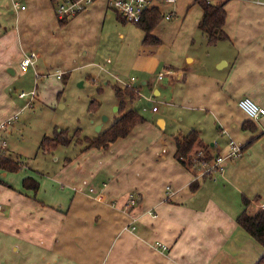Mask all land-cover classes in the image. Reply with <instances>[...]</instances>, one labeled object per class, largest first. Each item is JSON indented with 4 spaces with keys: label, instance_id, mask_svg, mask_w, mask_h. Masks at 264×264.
<instances>
[{
    "label": "crops",
    "instance_id": "crops-1",
    "mask_svg": "<svg viewBox=\"0 0 264 264\" xmlns=\"http://www.w3.org/2000/svg\"><path fill=\"white\" fill-rule=\"evenodd\" d=\"M12 1L9 13H19L18 19L26 25L5 30L0 37V64L7 73L0 78L4 88L11 77L35 82L36 90L38 79L50 72L69 78L99 55L108 36L106 22L113 19L109 13L113 11L120 21L107 0L96 1L64 26L55 17L54 0H19L26 6L23 10ZM225 8L227 40L208 44L202 30L203 34H196L201 6L195 0H177L166 10L173 13L167 20L178 18L171 25H179L180 34L179 28L176 34H162L156 27L153 33L161 40L159 45H144L143 34L130 78L98 64L115 79L114 85L125 87L135 77L133 86L139 92L135 99H125L127 110L139 112L136 105L143 98L151 109L157 106L153 97L163 95L166 111L154 121L145 118L107 148H86V143L66 146L75 148L68 156L55 157L49 172L52 187L32 170L29 176L44 190L36 195L32 190L9 192L5 203L0 199L4 206L0 264L257 262L264 248L237 218L244 210V198L251 202L250 212L264 209V116L252 120L255 132L244 129L249 118L238 103L250 97L264 107V0H229ZM52 16L58 27L55 34L34 32L31 24ZM32 52L36 62L24 72L21 61ZM103 78L109 86V79ZM120 102L115 95L112 121L108 115L102 122L100 117L102 131L105 123L110 122V127L119 117ZM152 112L157 114L160 108ZM193 130L200 133L202 145L209 146L211 162L227 154L232 142L242 155L203 175L196 155L200 146L192 152L196 159L189 165L175 157L174 138ZM131 194L138 197V204L127 208Z\"/></svg>",
    "mask_w": 264,
    "mask_h": 264
},
{
    "label": "rangeland",
    "instance_id": "rangeland-1",
    "mask_svg": "<svg viewBox=\"0 0 264 264\" xmlns=\"http://www.w3.org/2000/svg\"><path fill=\"white\" fill-rule=\"evenodd\" d=\"M11 4V0H0V37L5 33V30L24 29L26 25V22H20L18 19L19 13H9ZM169 7H173V5H164L162 10L167 11L166 9ZM112 12L109 13L110 16H113L112 21L108 18V22H106L108 36L105 38V43L101 45L100 53L95 61L90 65H81L74 70L66 83L64 77H62L63 80L58 79L55 74H52L53 72L44 78H39L38 94L31 106H26L29 96L20 98L19 94L37 88L35 82H26L22 78L11 77L7 79V82L11 81L8 87L4 88L0 83V122L12 115L15 116L16 113L19 114V117L5 134L8 148L7 150H0V152H6L13 159H19L25 163L24 167L16 172L0 169L2 181L0 183V199L2 202L8 198L9 192L30 191L24 188L23 180L32 173V170L38 174L41 173V179H48V185L52 187L51 181H49V172L54 168L55 157L68 156L75 147L73 145L71 148L59 146L52 152H45L40 149V143L45 135L53 136L56 129L60 131L68 129L70 138L74 143L78 141L85 143V136L94 137L102 132V129L98 130V126L104 119L103 115H108L110 121L116 115L113 108L115 95L112 85L117 82L112 76L103 73L98 64L106 66L109 70L117 71V74H120L122 78H130L135 73L133 71V59L144 32L134 23L118 22L117 19H114ZM177 19H174L173 22ZM52 20H55L53 16L51 20L43 18L36 25L31 24V27L35 26L34 32L37 34L42 31L55 34L58 30L54 28L58 27H55ZM163 20L157 26L159 33L176 34L179 28L177 34H180L179 25L173 27L172 21L166 18ZM123 34L125 37L122 36ZM196 34L203 33L201 29H198ZM0 66V78H2L7 74L5 72L6 66L4 67L2 64ZM103 77L109 79V86L103 83ZM101 82L103 86H101ZM163 84L166 85V83H161V85ZM168 88L167 85L166 90ZM145 93H150L148 88L145 89ZM153 98L155 104L160 108L159 113L155 114L152 112V108L144 105V98L137 102L136 107L141 115L154 121L157 115L166 111L167 107L164 103L166 98L163 95ZM3 99L4 101H2ZM92 101L98 102L99 107L90 112L89 105ZM59 102L64 106H60ZM100 117L101 122L98 123ZM109 123H105L104 130L107 129ZM42 190H44L43 184L40 185L38 193ZM47 191L48 193L52 192L49 188Z\"/></svg>",
    "mask_w": 264,
    "mask_h": 264
},
{
    "label": "trees",
    "instance_id": "trees-1",
    "mask_svg": "<svg viewBox=\"0 0 264 264\" xmlns=\"http://www.w3.org/2000/svg\"><path fill=\"white\" fill-rule=\"evenodd\" d=\"M56 0H54L55 2ZM229 0H195V4H198L203 9V16L199 22V28L206 34L208 44L215 45L221 40L229 39L228 34L224 30L227 11L226 5ZM120 21L126 23L127 20L118 14ZM165 18L161 8H154L148 12L143 20L136 24L144 32L142 43L144 45H159L161 40L158 39L153 31ZM69 20H59L61 26H64ZM64 77V82H67L68 77ZM113 89L117 98L121 99L119 104V117L114 123L102 131L95 137L85 136L84 140L87 144L86 148H107L113 142L119 138H124L131 133L133 128L145 122V117L142 116L137 110L126 109V98L135 99L138 96V87H121L114 85ZM99 107V103L92 101L89 105V111L93 112ZM243 128L255 132L257 130L256 125L252 120H247L243 123ZM78 132V131H76ZM68 129L55 130L53 136L45 135L40 143V149L45 152H52L59 146H69L73 144V140L70 138ZM176 141V153L175 157L178 161L185 165H189V162L195 160V155H192L196 146H200L199 151L203 152L201 157H197L198 162L203 160H212V153L209 151V146L202 145V139L200 133L196 130L190 131L186 135H177ZM75 145L83 144L75 142ZM25 163L19 159L15 160L0 153V169L16 172L24 167ZM23 186L27 190H32L36 195L40 189V182L32 176H27L23 180ZM197 187V185H193ZM244 210L238 216L237 221L253 238H255L264 248V209H258L253 212L248 210L251 202L249 199L243 200ZM254 264H264V253Z\"/></svg>",
    "mask_w": 264,
    "mask_h": 264
},
{
    "label": "built area",
    "instance_id": "built-area-1",
    "mask_svg": "<svg viewBox=\"0 0 264 264\" xmlns=\"http://www.w3.org/2000/svg\"><path fill=\"white\" fill-rule=\"evenodd\" d=\"M98 0H56V15L59 20L63 19H71L76 17L80 13L87 10L90 6H92ZM109 8L115 10L118 14L124 17L127 22L138 24L140 23L145 15L153 10L154 8H161L163 5H174L177 0H107ZM13 4L15 7H19L21 5L19 0H13ZM22 10L26 9L25 5H21ZM165 18L169 19L172 17V12L164 13ZM36 62V53L32 52L25 56V58L21 61V68L24 72L28 71L31 66H33ZM165 74L159 73L158 79H164ZM62 74H58V78H61ZM135 81V77L131 78L129 82L125 84V87H132L133 82ZM37 90L34 89L30 92L23 91L19 94L20 98H26L29 96L26 102V106H31L32 101L37 95ZM239 107L241 110L248 116L250 120H256L261 116H264V107L259 105L250 97H244L239 100ZM154 111L158 109L157 106L152 107ZM19 117L17 113L15 116H12L6 119L4 122L0 123V150H4L7 148V142L5 133L8 128L15 122V120ZM203 152L200 151L197 157H201ZM242 155V149L235 143H231V147L227 154L223 156H218L214 162L211 160H203L199 162L202 169L203 175L211 174L213 171L218 169H223L226 161L237 159ZM1 183V179H0ZM94 191V189H91ZM138 204V197L134 194H131L127 200L126 207H134ZM264 208V205H263ZM4 214V206L0 201V216ZM132 230L135 229V226H132ZM158 247H162L163 249H167L166 246H162L161 244H157Z\"/></svg>",
    "mask_w": 264,
    "mask_h": 264
},
{
    "label": "water",
    "instance_id": "water-1",
    "mask_svg": "<svg viewBox=\"0 0 264 264\" xmlns=\"http://www.w3.org/2000/svg\"><path fill=\"white\" fill-rule=\"evenodd\" d=\"M104 119H106L107 120V117L105 116L104 117ZM101 128H102V126L100 125V126H98V130H101Z\"/></svg>",
    "mask_w": 264,
    "mask_h": 264
}]
</instances>
